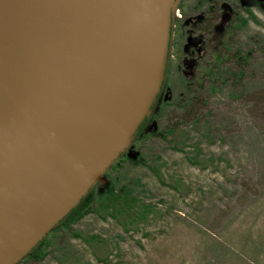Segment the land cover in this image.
<instances>
[{
  "label": "water",
  "instance_id": "1",
  "mask_svg": "<svg viewBox=\"0 0 264 264\" xmlns=\"http://www.w3.org/2000/svg\"><path fill=\"white\" fill-rule=\"evenodd\" d=\"M178 1L0 0V264L24 259L131 147Z\"/></svg>",
  "mask_w": 264,
  "mask_h": 264
},
{
  "label": "rangeland",
  "instance_id": "2",
  "mask_svg": "<svg viewBox=\"0 0 264 264\" xmlns=\"http://www.w3.org/2000/svg\"><path fill=\"white\" fill-rule=\"evenodd\" d=\"M240 25L243 73L230 47L225 72L190 90L173 59L165 83L174 98L152 121L158 132L135 143L146 162L122 157L97 184L104 193L109 179L128 183L144 220L126 228L89 212L44 238L43 259L18 264H264V14Z\"/></svg>",
  "mask_w": 264,
  "mask_h": 264
},
{
  "label": "flooded vegetation",
  "instance_id": "3",
  "mask_svg": "<svg viewBox=\"0 0 264 264\" xmlns=\"http://www.w3.org/2000/svg\"><path fill=\"white\" fill-rule=\"evenodd\" d=\"M256 10L264 14V0H179L172 12L166 75L175 59L173 69L186 79L190 90L196 83L214 78L220 59L224 55L229 59L230 47H234V56L239 52L235 40L240 24ZM173 98L174 90L167 89L164 81L155 108L142 123L149 134L156 133L158 120L155 127L152 121L160 118L166 99Z\"/></svg>",
  "mask_w": 264,
  "mask_h": 264
},
{
  "label": "trees",
  "instance_id": "4",
  "mask_svg": "<svg viewBox=\"0 0 264 264\" xmlns=\"http://www.w3.org/2000/svg\"><path fill=\"white\" fill-rule=\"evenodd\" d=\"M250 54V52H249ZM250 55H246L245 57L239 52V54H236L235 56V64L237 65V70L240 68L241 72L243 73L244 66L247 63L246 57ZM219 69H221L223 72H225V68L227 63V57L224 55L222 59L219 61ZM237 71H235L234 79L238 80L239 76ZM195 85H198L197 83ZM200 85V84H199ZM201 86V85H200ZM158 100V99H157ZM166 105V104H165ZM190 105L189 99L186 101L185 108H188ZM155 108V105L153 106V109ZM164 109L163 107H161ZM159 129V126L157 130ZM172 130V129H171ZM157 132V131H156ZM160 133V132H159ZM149 133H145L144 125H141L135 135L134 142H140L143 141L145 138L149 137ZM133 143L132 148L134 150L138 146L137 144ZM138 151V156L136 159L131 158L129 155H121V157L118 159L120 160L122 157H125L127 160H130L134 164H143L146 161H143V155L140 150ZM117 162L111 167L114 170L117 169L118 166ZM104 182V181H103ZM102 182V183H103ZM109 186L106 190H104V193L97 192V188L101 185H95L90 192L82 199V201L55 227V229L51 233H55L58 230L62 228L72 229L71 226L73 223L78 222L81 220L85 215H87L89 212L95 211V210H104L108 212L111 216L121 218V222L123 227H134L137 226L141 220H144L143 217L146 215L144 212L145 206H141L140 204H137L138 201H140L135 194L133 193L132 188L129 186V184H121L117 185V182L115 180L109 179ZM101 184V183H99ZM95 206H98L96 209ZM143 209V210H141ZM141 210V212H139ZM151 210V209H150ZM149 210V211H150ZM74 236H78L77 233H73ZM45 239L41 241L25 258H31L34 260H41L46 256V252L44 251L45 248ZM25 261V260H24ZM21 264V263H20Z\"/></svg>",
  "mask_w": 264,
  "mask_h": 264
}]
</instances>
